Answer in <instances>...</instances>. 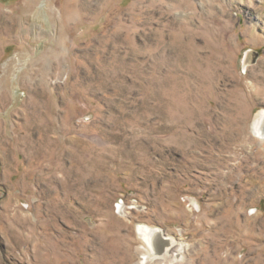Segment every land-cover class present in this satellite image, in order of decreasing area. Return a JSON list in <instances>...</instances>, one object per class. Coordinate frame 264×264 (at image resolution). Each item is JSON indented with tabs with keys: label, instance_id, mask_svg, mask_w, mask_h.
I'll use <instances>...</instances> for the list:
<instances>
[{
	"label": "rangeland",
	"instance_id": "1",
	"mask_svg": "<svg viewBox=\"0 0 264 264\" xmlns=\"http://www.w3.org/2000/svg\"><path fill=\"white\" fill-rule=\"evenodd\" d=\"M263 115L264 0H0V264H264Z\"/></svg>",
	"mask_w": 264,
	"mask_h": 264
},
{
	"label": "bare ground",
	"instance_id": "2",
	"mask_svg": "<svg viewBox=\"0 0 264 264\" xmlns=\"http://www.w3.org/2000/svg\"><path fill=\"white\" fill-rule=\"evenodd\" d=\"M264 116V115H263ZM259 120V119H258ZM262 120V119H261ZM261 122V121H260ZM257 120L254 121L253 129L255 127L256 133L260 137H264V118L259 127H256ZM121 213V212H120ZM136 234L142 243V260L144 262L164 263L168 264L172 248L171 239L165 237L163 231L156 227L147 225H139L136 228ZM171 258V257H170Z\"/></svg>",
	"mask_w": 264,
	"mask_h": 264
}]
</instances>
